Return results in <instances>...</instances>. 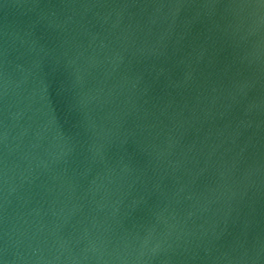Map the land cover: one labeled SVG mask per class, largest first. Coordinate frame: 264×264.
I'll use <instances>...</instances> for the list:
<instances>
[{"label":"water","instance_id":"obj_1","mask_svg":"<svg viewBox=\"0 0 264 264\" xmlns=\"http://www.w3.org/2000/svg\"><path fill=\"white\" fill-rule=\"evenodd\" d=\"M0 264H264V0H0Z\"/></svg>","mask_w":264,"mask_h":264}]
</instances>
